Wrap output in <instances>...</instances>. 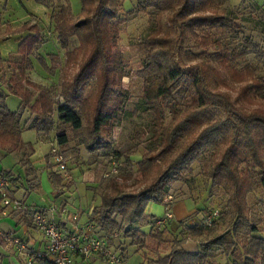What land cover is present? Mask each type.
Listing matches in <instances>:
<instances>
[{
	"label": "trees",
	"instance_id": "obj_1",
	"mask_svg": "<svg viewBox=\"0 0 264 264\" xmlns=\"http://www.w3.org/2000/svg\"><path fill=\"white\" fill-rule=\"evenodd\" d=\"M135 1L136 11L151 18L148 33L136 45L141 57L136 73L141 83L138 107L148 120V138L141 144L144 146L135 165L131 157L124 160V174L120 176L124 181L132 179L131 167L135 166L144 187L127 193L116 177H111L98 195L100 203L89 223L98 227L108 244L113 235L123 242L122 232L127 236L131 231L130 236L138 240L130 245L144 251L148 264H264V217L248 206L253 194L260 193L264 200V110L255 108L264 103V5L254 8L259 13L254 23L262 26L261 43H256L242 36L238 28H231L238 19L234 12L213 10L215 0ZM35 2L52 9L57 41L66 50L65 66L77 54L81 60L72 81L63 83L59 92L31 81V57L43 45L35 25L23 26L29 34L16 54L0 59L11 68L8 78L0 77V83L20 100L17 111H11L0 92V154L19 155L26 176L34 174L30 163L34 146L24 142V131L48 139L53 133L60 150L71 143L90 154L109 150L104 133L120 124L129 102L121 81L130 76V70L116 48L121 27L134 16L129 12L121 18L118 0H80L78 19L73 18L66 0ZM169 12L180 19V28L190 29L195 44L203 49L200 63L194 67L180 64L176 40L163 36L159 29L160 19ZM73 41L77 46L67 51ZM47 59L37 57L44 71L55 72L58 68L53 66L60 57L51 53ZM91 98L89 104L94 108L89 114V134L79 138L85 117L81 111ZM25 112L30 115L27 121L23 120ZM110 157L117 161L121 154L113 151ZM194 164H198L197 175L205 186V201L216 191L225 196V202L218 204L219 211L208 215L203 205V225L182 230L183 222L173 227L168 221L163 228H156L158 219L146 215L145 205L155 202L168 206L164 200L174 183L194 188ZM0 173L11 183L17 180L9 172ZM49 180L58 195L68 186L57 172H50ZM60 209L66 212L64 207ZM213 212L218 216L207 224L205 220ZM144 223L150 225L147 236L139 228ZM170 228L177 230L178 236L166 241L168 254L150 258L143 246L145 240L158 242L155 245L161 247L165 233L172 234ZM186 238L199 239L196 251L184 248ZM37 264L52 262L45 258Z\"/></svg>",
	"mask_w": 264,
	"mask_h": 264
},
{
	"label": "rangeland",
	"instance_id": "obj_2",
	"mask_svg": "<svg viewBox=\"0 0 264 264\" xmlns=\"http://www.w3.org/2000/svg\"><path fill=\"white\" fill-rule=\"evenodd\" d=\"M66 1L70 7L73 18H80V0ZM118 1L121 18H125L129 12L134 13L133 18L121 27L116 48L122 53L124 61L130 70V76L121 81V88L127 91L129 102L125 107V113H122V116L120 115V124L116 127L107 128L104 133V139L109 143L108 151L99 150L96 153L90 154L82 147H75L74 143L69 144L64 150H60L65 157L66 163L69 162L67 168L70 178L66 182L68 186H65L59 195H56L54 199L56 202L54 201L53 204H50L58 208H61V205H64V201H67L66 208L73 202L80 201L82 210L88 209L87 207L89 206L99 205L100 200L98 195L101 193L103 187L109 183L108 181L111 177H116L117 184L122 186L121 190L127 193H137L142 191L144 187L142 178L139 177L134 166V163L140 157L142 151L141 148L144 146H141V144L145 138H148L145 135L147 132L148 120L146 114L138 107L141 83L137 79L136 73L140 68L141 57L136 45L138 40L148 33L151 25V18L147 13L136 11L137 3L135 0ZM214 4L213 10H216L220 14L229 11L235 13L238 18L236 20L237 24L231 28H238L242 36L251 37L254 42L261 43L262 26H258L254 23L259 15V13L254 11V8L264 5V0H215ZM149 11L150 10H148V13ZM51 13V8H47L35 2V0H0V59L8 60L16 54L19 44L29 34L28 31L23 30V26H26L27 28L35 25L40 30L43 45L40 46L31 57L33 60V69L30 75H28L29 79L59 92L62 89V85H64L63 83L72 81L73 75H75L79 69V62L81 59H79L77 54L76 57L67 64L68 68L65 66L66 50H62L59 46L54 24L51 20ZM181 23L182 22L179 18H175L174 14L169 12L164 14L162 19H160L159 29L163 36H168L173 41L176 40L175 48H177L179 54L180 64L187 67H194L200 63V53L203 49L195 44L190 29L180 28ZM181 34H183L182 37ZM75 46H77L76 41H73L72 46L67 51L72 50ZM51 53L57 54L60 57V61L54 63L53 67L58 68L55 72L52 73L50 70V73H47L44 71L43 66L38 63L37 57L42 56L47 59V54ZM46 61L48 62V59ZM10 69H8V64L0 63V77L6 75V78H8ZM115 89L117 90L118 87ZM0 92L5 96L6 106L11 111H17L20 105V100L17 97L8 94L6 89L2 87L1 83ZM232 96L235 97V93H233ZM90 101H93V98L85 103V106L81 111L85 116L83 120V130L80 132V137L78 133L74 134L76 138H85L89 134V121L91 120L89 114L94 108L93 104H89ZM257 107H262V110H264V103H262V105H255V108ZM28 114L26 112L23 114V120H29L26 119L30 117ZM36 137L34 131H24L22 133V139L33 144L34 153L36 152V154H38V159H41L38 166V176L42 172H56L50 155L51 148L57 146L54 134L52 133L49 139L45 136H39L37 140ZM75 141L77 140L75 139ZM113 151L121 154V157L118 159L115 158L117 160V163L115 164L118 165V174L105 177L104 175L111 172L113 169L112 161L115 160L111 159L114 157H110L113 156ZM127 157H131V161L133 162H131V164H134V167H131L134 176L132 179L124 181L120 175L124 174L123 165L124 160ZM193 169L196 174V186L190 189L187 184L174 183L168 193V196L171 197V200L167 202L169 204L168 206H165L164 203L155 202H148L145 205V213L148 217L161 219L165 216L166 212H169L173 218L168 220L170 225L174 227L180 222H183V226H181L183 227V230L185 229L184 227H192L197 224L203 225L202 223L206 217L203 205L207 208V215L214 210L219 211L218 204L221 205L225 202V196L221 194V192L214 191L205 201L206 196L202 194L205 186L200 176L197 175L199 171L198 164H194ZM4 170H11L15 175L21 174L25 179L24 169L20 168L19 164H15L11 155L0 159V171ZM120 170H122V172H120ZM156 175L157 173L152 174L150 181L153 180ZM46 177L45 174L40 175V178L43 179L42 188L40 187L41 189L38 190V192L30 193L32 197L31 200L27 199V206H29L34 199L38 200V206H40L42 195L45 197L51 195ZM84 177L89 179L90 182H86ZM62 181H64V179H62ZM91 183H93V185ZM50 201H52V198ZM248 206L251 210L256 211V213L260 212L257 215L264 217V200H262V195L260 193L249 196ZM67 210L69 209L67 208ZM70 210L73 209L70 208ZM3 226L10 227L12 224L10 222H5ZM163 226L161 228H163ZM139 228L141 233L145 236L149 235L150 225L148 223H144L142 226H139ZM156 228L159 227L156 225ZM15 230L16 229H14V231ZM96 230L99 233L98 227H96ZM177 232V230H171L172 234H169L167 231L163 237L164 241L161 242V247L155 245L158 242L152 240L151 242L150 239L148 240V238L144 236L147 240L142 238L143 241L145 240L143 246L146 247V250H143L149 254L148 256L150 258L156 259L161 255H167L169 243L166 241H171L174 236H178ZM131 233L132 232L130 231V235ZM122 234L123 237L120 236V238L123 239V242L121 243L118 242L116 235H113L112 240L109 242L110 248L120 253L125 261L124 264H148V261L143 257L144 251H139L137 247L130 245L133 241L137 242L138 238L135 240L130 235L125 236L123 232ZM198 240V238H186L184 248L188 251H196L198 248ZM0 255H3L2 264H26L27 262L26 257L20 255L15 247L14 249L6 251L0 244Z\"/></svg>",
	"mask_w": 264,
	"mask_h": 264
},
{
	"label": "built area",
	"instance_id": "obj_3",
	"mask_svg": "<svg viewBox=\"0 0 264 264\" xmlns=\"http://www.w3.org/2000/svg\"><path fill=\"white\" fill-rule=\"evenodd\" d=\"M51 159L55 166L57 174L68 181L70 174L67 168L65 157L61 153L58 146L52 147L50 150ZM116 161H112L113 169L105 174H118V165ZM11 182L5 175L0 173V209L4 215L6 211H13L27 214L30 217L33 225L41 233L44 247L40 251L26 253V247L16 238L11 239L5 237L7 244L12 243L17 247L20 255L26 257V264H37L39 260L49 258L52 264H76L78 260L82 262L89 261L92 257H98L103 264H124L125 261L120 253L112 250L107 242V239L102 237L96 228L87 223L82 229L77 224L78 217L74 215L72 221L75 225L71 231H64L58 226L54 220V214H58V210L54 206L47 209H35L25 205L19 199L15 198L11 192ZM171 200L168 196L164 202ZM63 213L64 211H60ZM218 216L217 212L211 213L206 218V223L209 224ZM172 219L169 212L165 216L156 221V225L161 228L165 223Z\"/></svg>",
	"mask_w": 264,
	"mask_h": 264
},
{
	"label": "crops",
	"instance_id": "obj_4",
	"mask_svg": "<svg viewBox=\"0 0 264 264\" xmlns=\"http://www.w3.org/2000/svg\"><path fill=\"white\" fill-rule=\"evenodd\" d=\"M36 138L38 140V137ZM24 142H29V141H24ZM39 142H42V141H39ZM7 156L9 155L4 156L3 154H0V159L5 158ZM11 156L13 157L15 164H19L20 168H23L22 165L19 163V160H20L19 155L12 154ZM40 161L41 159H38V154H36V152L32 154V156L30 157V163L34 169V174L31 176L25 175V179L22 177L21 174L15 175L13 172H11V170H4V171L11 173L13 177L17 179L14 183H11V188H12L11 192L15 198L19 199L25 205L27 204L26 203L27 199L31 200L32 195L30 193L38 192V190L42 188L43 179L40 178V175L45 174L47 176L46 180L48 183V189L49 191H51V195L49 197H45L44 195H42L40 206H38V200L36 199H34V201L31 202V204H29L30 207L41 210V209H47L48 207L53 206L50 204L54 203L55 201L54 199L56 195H58V193L55 192L52 184L50 183V180H49L50 172L49 173L42 172L38 176V166L40 164ZM84 179L86 182L88 183L90 182L89 179H87L86 177H84ZM66 182L67 181H63V185ZM91 184L93 185V183ZM51 198H52V201H50ZM77 203H78V206H77ZM66 205H67V201H64V205H61L62 207H64V210L66 211L65 213H61L60 212L61 209L54 206L59 211L58 214H54V220L56 221L58 226L61 228V230H64V231H71L73 229L75 222L72 221V217L74 215L78 217L77 224L79 228L82 229L83 226L89 223L93 209L98 206V205L89 206L87 207L88 209L82 210L81 202L78 201V202H73L70 206H68L67 208L69 210H67V208L65 207ZM70 208H72L73 210H70ZM28 217L29 216H27V214L13 212L9 210L6 211V214L4 215L3 213H1V209H0V224H2L0 225V244L4 247L6 251H9L10 249H14V247L17 249V247L14 244L12 243L7 244V241L5 240L6 236H9V238L11 239L17 238L26 247L27 249L26 253L40 251L44 247V241H43L41 233L37 230V228H35L32 221H30ZM5 222H10L12 226L10 227L3 226ZM14 229L16 230L14 231ZM2 257L3 255H0L1 260H3ZM76 264H103V263L100 261L98 257H92L87 262H82L81 260H78Z\"/></svg>",
	"mask_w": 264,
	"mask_h": 264
}]
</instances>
